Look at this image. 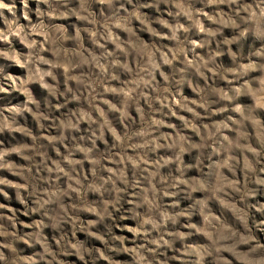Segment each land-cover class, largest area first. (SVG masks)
Wrapping results in <instances>:
<instances>
[{
    "label": "rangeland",
    "instance_id": "rangeland-1",
    "mask_svg": "<svg viewBox=\"0 0 264 264\" xmlns=\"http://www.w3.org/2000/svg\"><path fill=\"white\" fill-rule=\"evenodd\" d=\"M0 264H264V0H0Z\"/></svg>",
    "mask_w": 264,
    "mask_h": 264
}]
</instances>
